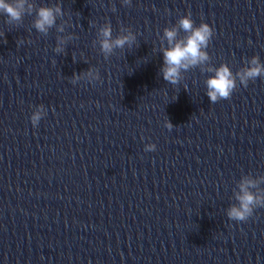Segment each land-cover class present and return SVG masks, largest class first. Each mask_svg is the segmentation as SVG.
I'll return each instance as SVG.
<instances>
[{
  "label": "clouds",
  "instance_id": "obj_1",
  "mask_svg": "<svg viewBox=\"0 0 264 264\" xmlns=\"http://www.w3.org/2000/svg\"><path fill=\"white\" fill-rule=\"evenodd\" d=\"M125 6L131 5V0H122ZM115 12V7L112 8ZM0 14L7 17L6 23L13 26H20L25 15H33L32 27L40 34L47 36L51 29L55 28L57 33H65V25L57 24V19L65 16L62 6L57 3L52 6H37L35 0H0ZM67 25L68 20H65ZM184 35L181 36L180 32ZM214 36V29L208 24L201 22L195 25L191 12L179 18L177 23L163 29L160 36L163 54V64L160 74L163 79L171 84L178 85L185 77L187 71L199 68L202 73H212L205 81L206 95L211 103L220 100H227L238 86L247 87L250 81L258 77L264 78V63H261L258 55L252 56L246 61V66L233 73L228 64L222 63L218 67L213 66L211 56L207 49ZM78 39L74 34L58 35L56 46L53 51L57 54L65 53V47L69 41ZM165 41L167 46H165ZM7 41H5L6 43ZM137 42V35L130 29L121 27L120 33L113 37V29L110 22L99 27L93 47L99 45V50L107 60L115 50L124 49L126 46L132 48ZM25 43L18 40L17 45ZM31 43V41H28ZM81 79L88 82L100 80L99 70L88 68L80 74H74L71 83L76 84ZM186 90V86H185ZM47 115L43 105H39L32 113L30 120L33 127L38 126L42 118ZM165 127L169 130L173 125L166 120ZM146 152L156 150V145L148 143L145 145ZM264 175L253 176L251 173L242 175L233 189V197L237 203L232 204L226 211L229 220L246 222L258 207H264Z\"/></svg>",
  "mask_w": 264,
  "mask_h": 264
}]
</instances>
